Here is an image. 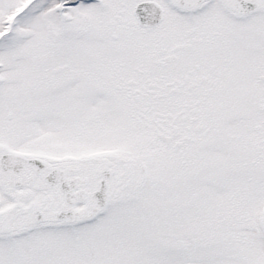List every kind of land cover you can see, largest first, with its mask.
Segmentation results:
<instances>
[{"label": "snow or ice", "instance_id": "snow-or-ice-1", "mask_svg": "<svg viewBox=\"0 0 264 264\" xmlns=\"http://www.w3.org/2000/svg\"><path fill=\"white\" fill-rule=\"evenodd\" d=\"M0 264H264V0H0Z\"/></svg>", "mask_w": 264, "mask_h": 264}]
</instances>
